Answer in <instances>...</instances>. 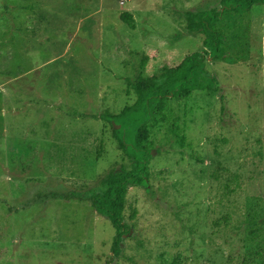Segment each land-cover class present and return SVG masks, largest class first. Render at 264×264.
<instances>
[{
    "label": "rangeland",
    "instance_id": "rangeland-1",
    "mask_svg": "<svg viewBox=\"0 0 264 264\" xmlns=\"http://www.w3.org/2000/svg\"><path fill=\"white\" fill-rule=\"evenodd\" d=\"M212 8L220 0H0V264H243L251 252L264 264V4L218 23L227 53L207 70L220 92L170 98L147 126L150 190H129L120 256L90 202L37 200L131 167L101 116L134 104L129 82L202 51L186 15Z\"/></svg>",
    "mask_w": 264,
    "mask_h": 264
},
{
    "label": "trees",
    "instance_id": "trees-1",
    "mask_svg": "<svg viewBox=\"0 0 264 264\" xmlns=\"http://www.w3.org/2000/svg\"><path fill=\"white\" fill-rule=\"evenodd\" d=\"M264 4V0H220V9L212 8L196 13H187L188 29L191 32L201 33L205 36L203 50L194 52L175 68L166 69L158 77L151 79L140 78L137 82H129V93H134V104L126 106L119 114H103L101 119L111 123L114 137L119 148L130 159L129 169L121 167L111 170L105 175L98 185L85 186L80 191L68 193L48 192L43 197L49 199L78 200L90 202L95 211L110 221L115 229V237L112 245L113 257L122 253V244L125 237L132 231L125 222L127 208V195L131 187H143L150 190V163L152 149L144 144V135L147 126L155 121L158 115L166 112L170 98L180 100L195 91H208L218 93L215 78L207 70V60H222L227 53L226 35L218 29V23L223 14H244L255 5ZM121 20L131 29H135L134 17L129 12L121 15ZM78 117H88L86 114H74ZM97 119V115H92ZM120 125V128L117 126ZM240 187L239 177L233 175L227 179L224 191L232 195ZM36 200V201H37ZM136 210L132 217L136 216ZM254 222V221H253ZM252 225L250 235H255L259 228ZM258 233V232H257ZM256 255H260L257 251ZM251 260H245L243 264H261L251 252Z\"/></svg>",
    "mask_w": 264,
    "mask_h": 264
},
{
    "label": "water",
    "instance_id": "water-1",
    "mask_svg": "<svg viewBox=\"0 0 264 264\" xmlns=\"http://www.w3.org/2000/svg\"><path fill=\"white\" fill-rule=\"evenodd\" d=\"M120 127H121V126H119V125L117 126V128H120ZM152 155H154V151L152 152Z\"/></svg>",
    "mask_w": 264,
    "mask_h": 264
}]
</instances>
